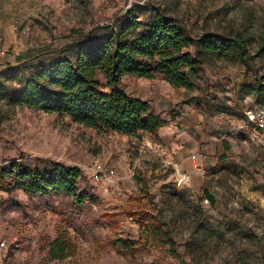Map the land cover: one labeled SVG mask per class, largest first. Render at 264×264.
<instances>
[{"label": "rangeland", "instance_id": "1", "mask_svg": "<svg viewBox=\"0 0 264 264\" xmlns=\"http://www.w3.org/2000/svg\"><path fill=\"white\" fill-rule=\"evenodd\" d=\"M156 13L193 38L241 35L247 63L212 58L192 89L124 77L125 91L167 123L133 136L8 105L38 66L73 58L80 42L107 39L130 16L148 22ZM255 106L264 107V0H0V166H77L85 196L78 203L64 192L0 187V264H264V149L229 132ZM95 162L115 167L118 181L95 183ZM176 168L191 174L190 187L176 188ZM149 213L165 223L179 257L139 240ZM120 236L138 252L116 244Z\"/></svg>", "mask_w": 264, "mask_h": 264}, {"label": "trees", "instance_id": "2", "mask_svg": "<svg viewBox=\"0 0 264 264\" xmlns=\"http://www.w3.org/2000/svg\"><path fill=\"white\" fill-rule=\"evenodd\" d=\"M245 47L239 34L202 32L193 38L174 17L156 13L150 21L141 22L130 16L107 39L80 42L73 58H60L31 71L8 105L66 115L73 123L98 132L126 136L155 132L166 121L150 113L146 100L125 91L124 77L159 78L175 88L192 89L191 78L212 58L247 63ZM81 175L79 167L60 162L40 169L12 161L0 166V187L10 190L19 183L27 193L64 192L81 203L85 196L76 190ZM146 220L139 240L164 245L170 255L179 257L176 240L165 223L152 213ZM56 242L57 238L52 243ZM115 243L129 254L138 252L135 240L120 236Z\"/></svg>", "mask_w": 264, "mask_h": 264}, {"label": "built area", "instance_id": "3", "mask_svg": "<svg viewBox=\"0 0 264 264\" xmlns=\"http://www.w3.org/2000/svg\"><path fill=\"white\" fill-rule=\"evenodd\" d=\"M229 132L239 133L248 137L256 143L260 148L264 149V107H249L242 117L231 121ZM196 155L191 158L195 159ZM175 186L178 189H186L190 187L191 174L188 171H181L176 168ZM91 179L97 184L112 185L118 181L119 176L115 167L105 165L101 162H95L88 170ZM203 202L209 204V199L204 198ZM6 242L0 240V250L4 249Z\"/></svg>", "mask_w": 264, "mask_h": 264}, {"label": "crops", "instance_id": "4", "mask_svg": "<svg viewBox=\"0 0 264 264\" xmlns=\"http://www.w3.org/2000/svg\"><path fill=\"white\" fill-rule=\"evenodd\" d=\"M225 129V128H223ZM221 148V143H216L215 147L213 149H209L208 151H210V153H213L215 155V153L220 150ZM187 159V158H186Z\"/></svg>", "mask_w": 264, "mask_h": 264}]
</instances>
